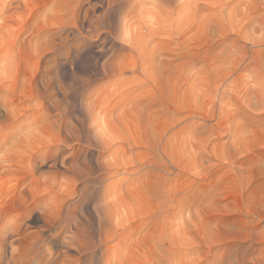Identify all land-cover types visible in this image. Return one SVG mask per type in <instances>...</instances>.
<instances>
[{
    "label": "rangeland",
    "instance_id": "1",
    "mask_svg": "<svg viewBox=\"0 0 264 264\" xmlns=\"http://www.w3.org/2000/svg\"><path fill=\"white\" fill-rule=\"evenodd\" d=\"M0 264H264V0H0Z\"/></svg>",
    "mask_w": 264,
    "mask_h": 264
}]
</instances>
